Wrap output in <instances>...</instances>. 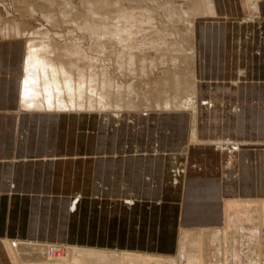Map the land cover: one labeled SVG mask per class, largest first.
Here are the masks:
<instances>
[{"label": "crops", "instance_id": "1", "mask_svg": "<svg viewBox=\"0 0 264 264\" xmlns=\"http://www.w3.org/2000/svg\"><path fill=\"white\" fill-rule=\"evenodd\" d=\"M256 1L208 0L207 11L224 14L223 10L249 9L259 13L257 19L251 14L252 20L224 17L197 19L193 23L197 92L201 101L211 100L210 105L200 101L202 111H198L193 122L198 135L211 142L189 145L187 173L182 180L177 174L169 180L172 187H178V194L167 197L166 190H161L156 196L140 197L126 191L121 196L132 205L139 201L156 202L161 208H171V229L165 226L160 235H177L179 227L223 224L224 201L228 197L264 198V0ZM27 42L23 36L0 38V204H8L3 205L0 215V244L16 263L21 260L18 242L41 240L55 232L92 244L82 246L113 244L100 237L112 235L102 228L103 203L119 199L116 194H102V187L112 184L102 182L103 162L111 166L121 160L127 163L137 154L170 155L171 169L179 172L185 155V148L177 144L157 146L146 153L103 151L101 115L23 105ZM91 138L93 146L87 145ZM219 138L230 142L215 144ZM60 203L66 204L68 213L64 226L53 216L55 204ZM33 204H44L49 210L45 222L40 217L32 219ZM159 245L112 249L172 253L178 248L175 242L172 246Z\"/></svg>", "mask_w": 264, "mask_h": 264}, {"label": "rangeland", "instance_id": "2", "mask_svg": "<svg viewBox=\"0 0 264 264\" xmlns=\"http://www.w3.org/2000/svg\"><path fill=\"white\" fill-rule=\"evenodd\" d=\"M225 5L226 3L221 6L225 7ZM231 5L235 6L237 4L232 3ZM126 7L136 8L143 16L151 14L153 17L151 21L153 28H158V32L161 35L164 32L163 35L165 36L163 37L167 44L173 48L182 46L180 47L181 49L178 48L181 52H172L170 48L165 50L164 47L162 52L148 48L144 53L146 56L137 55L134 57V66L131 67L133 69H130V59L126 58L128 56L120 57L113 51L106 53L97 46L92 47L91 39H93V33L87 29L84 23L95 19H110L115 24L120 14L124 12L123 8ZM169 7H173L177 11L171 12ZM207 7L208 0H0V38L23 36L26 40L30 38L34 40L48 38L50 39L48 42L54 44L65 42L80 44L79 47H84L83 50L80 49L81 51L68 55L71 58L70 60L74 61L73 63L75 64L72 65L74 68L72 70H108L111 73L112 79L122 81L124 85L132 83L134 86L132 94L139 92L148 94L155 99L169 97L172 101L174 99L177 101V104H171V108L140 109V111L138 108L125 109L121 111L119 116L116 115L118 114L117 110H110L109 112H73L76 114L85 113L92 115L97 113L101 115L100 145L103 151L108 152L116 149L118 152L133 150L136 153H146V151L153 152L157 146L172 147L174 144L185 148V155L182 156L184 163L177 169L179 172L171 169L173 164L170 161V155L137 154L128 160L127 163L125 160H121L111 166L109 163L103 162L101 171L102 182L107 184L112 182V184L110 185L111 187H108V185L103 186L102 194L106 196L116 194L119 199L116 200L117 202L103 203L102 209V228L105 231L110 230L112 235L106 233L100 237L103 238L102 241H110L113 244H98L93 246L111 247L110 251L113 255L109 261L110 264H127V258L132 254L130 252L132 250L112 249V247L126 245L157 247L160 246L159 244L172 246L174 242L177 243L178 247L181 237H184L187 242H192L193 240L202 241L205 240L204 238L209 230L217 231V229L221 230L222 233L221 240L219 241L221 243L220 248L236 242L239 246L238 248H242L243 252H245L244 255L239 256L245 261V264H264V198L228 197L224 201L225 218L223 224H199L187 226L188 228L185 229L177 227L180 233L170 236L160 235V231H164L163 228L165 226L166 229H171L173 224V218L169 217L172 212L171 208H161L156 202L139 201L132 205L121 199V196L127 194L126 191L130 193L134 192L140 197L141 195L152 197L160 193L161 190H166L167 197H173L175 194H178V187H172L169 180L173 179L175 174L181 179L187 173L185 170L187 161L185 162V160H187V152L192 142L191 130L195 127L193 119L198 114V111H202V107L200 106L201 98L198 96L197 86L195 85V58L193 56L192 58L190 53H188V46L193 41L195 43V34L193 32L195 20L206 18L222 19L225 17L234 19V21H244V19L252 20L249 17L251 14L252 16L254 14L253 17L257 19L256 15L259 14L249 9L223 10L224 14L219 11L215 14H209L211 12H206L207 10H205ZM190 23H192L191 26ZM16 28H20V32L14 35ZM174 28L181 33V36L173 31ZM237 28L239 30V27ZM107 43L109 44V42ZM147 51H149L148 56ZM57 54H59V57H61V54L65 56L64 52ZM173 56L175 58H172ZM152 58L157 60V65L152 62ZM115 65L118 67H115ZM174 72H180L189 77V81L186 85L183 84L181 89L176 87V83L168 81ZM192 72H194V76L191 74ZM189 97L194 100L193 105L188 107H185V105L177 106L180 102H187ZM95 98H97L96 94ZM90 126L93 127L92 122ZM174 133L178 137L174 138ZM87 140V145H95L93 138ZM89 173L87 171V174ZM87 176L89 177V175ZM163 181L165 182L163 183ZM126 183L129 185L128 188H126ZM157 183L164 184L165 187L158 186L156 185ZM182 190L183 187L181 192ZM3 205L5 207L8 206V204H0V215L3 213ZM65 207V203L55 204L53 213L54 218L63 226V222L68 215ZM88 207L91 208V205L88 204ZM32 208H34L32 219L36 221L40 217L45 222L46 216L49 215V210H46L45 205L33 204ZM229 213L238 218L237 226L226 223ZM7 216L8 209L6 211ZM42 220L41 224L45 225ZM5 225H8L7 218ZM177 225L178 222L176 223ZM73 238H76V236H67L66 234L55 232L40 238L41 240L34 241L46 243L47 246L44 248L45 255L48 257L51 255L52 260H54L55 257L53 255L55 254H67L69 244L92 245L88 242L73 240ZM87 238L89 237L87 236ZM95 238H99V236ZM23 241L28 242L32 240H21L20 243L22 244ZM57 244L59 249L53 247ZM218 244V242L217 244L204 243L196 251L199 254L205 255L212 250L215 251L216 248L217 251H220L218 250ZM139 250H141L140 252L147 250L158 256L161 254L178 256V248L177 251L172 253H162L158 250L148 249ZM22 255L20 262L16 263L10 252L0 244V264H36L39 261L37 254L31 253L27 257ZM223 257L228 258L226 254ZM236 263L240 264L241 261Z\"/></svg>", "mask_w": 264, "mask_h": 264}, {"label": "bare ground", "instance_id": "3", "mask_svg": "<svg viewBox=\"0 0 264 264\" xmlns=\"http://www.w3.org/2000/svg\"><path fill=\"white\" fill-rule=\"evenodd\" d=\"M123 9L124 12L120 14V17L115 24H113L110 19H95L84 23V25L87 26V29L93 33V39H91L92 47L97 46L106 53L108 51H113L120 57L128 56L126 58L130 59V69H133L131 67L134 66V57L137 55L146 56L144 53L148 48H153L157 52H162L164 49L167 50L169 48L172 49V52H181L178 48L182 46L173 48L171 45L167 44L163 37L165 36L163 35L164 32L161 35L159 34L160 32H158V28H153L151 24L153 17L151 14L143 16L134 7H126ZM169 10L171 12L177 11L173 7H169ZM178 13L180 12L178 11ZM191 24L192 23H190V26ZM173 31L181 36V33L176 28H174ZM19 32L20 28H16L14 35ZM49 40L50 39L48 38L42 40H34L30 38L27 42L26 61H24L25 73L22 82V101L23 105L26 107L57 111L109 112L110 110H117V115L119 116L121 111H124L125 109L138 108L140 111V109L171 108L172 103L177 104L176 99L172 101L169 97L155 99L145 93L136 92L132 94L134 88L132 83L124 85L122 81L112 79L111 73H109L108 70H72L74 69L72 65L75 64L73 63L74 61L70 60L71 58L68 55H71L73 52L81 51L84 47L82 48L79 47L80 44L69 42L54 44L48 42ZM107 42H109V44ZM188 47V53H190L191 57L193 56L195 58L196 47L194 41ZM60 52H64L65 56L61 54V57H59V54L57 53ZM148 52L149 51H147V56ZM172 58H175V56ZM156 61L155 58H152V62L155 65H157ZM115 67L118 66L115 65ZM194 72L191 73L193 76ZM188 78L187 75L185 76L180 72H174L171 75V79H168V81H171L174 84L176 83V87L181 89L183 84L186 85L189 81ZM137 82L139 83V81ZM195 85L197 86L196 82ZM94 93L97 98H95ZM189 99L187 102L184 101L178 103L177 106L180 107L185 105V107H188L193 105L194 100L190 97ZM201 102L205 105L211 104V100L208 98H202ZM191 139L192 142H211V139H202L198 135L196 125L191 130ZM228 142L230 141L222 138L214 140V143H218V145L226 144ZM237 221L238 218L232 213L227 215V224L229 223L233 226H237ZM221 235V230L217 229V231L209 230L204 238L205 240L202 241L193 240L194 242H187L184 237H181V239H179L177 257L173 254H161L158 256L152 252L130 251L132 254L127 258V264H237L236 262L238 261H241L240 264H245V261L239 257L242 254L244 255L245 252H243L242 248H238L239 246L236 242H232L231 245L227 244L220 248L221 243L219 241L221 240ZM217 242L219 243L218 250L220 251H217L216 248L215 251L212 250L207 255L199 254L196 251V249L203 246L204 243L217 244ZM17 245L19 249L18 252L20 255L23 254L22 256L27 257L28 254L31 253H34L35 255L37 254L39 261L36 264H110L109 261L112 259L113 255L110 248L69 244L66 255L55 254L53 255L55 258L52 260L51 255L50 257L45 255L44 248L47 246L46 243L23 241L22 244L18 242ZM53 247L59 249L58 244ZM224 254H226L228 258H224Z\"/></svg>", "mask_w": 264, "mask_h": 264}]
</instances>
